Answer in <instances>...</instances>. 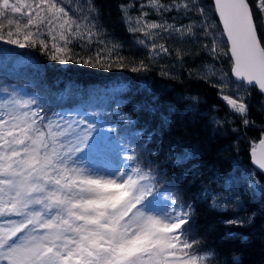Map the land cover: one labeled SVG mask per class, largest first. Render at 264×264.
Wrapping results in <instances>:
<instances>
[{
  "label": "snow or ice",
  "instance_id": "6c2138e0",
  "mask_svg": "<svg viewBox=\"0 0 264 264\" xmlns=\"http://www.w3.org/2000/svg\"><path fill=\"white\" fill-rule=\"evenodd\" d=\"M214 3L230 45L234 77L249 86H258L264 93V42L257 34L252 7L248 0H214ZM147 5L158 13L174 10L198 12L201 16L204 13L196 0L179 3L171 0L168 4L147 0ZM135 6H120L126 23L130 22L128 8ZM145 6L139 4L141 11L135 26L129 27L130 32L143 33L149 39L160 33L195 35L191 24L178 27L167 21L145 19L149 14L143 11ZM256 9L264 13V0H258ZM96 13L91 0L72 12L65 6V0H0V41L20 48L39 43L50 60L64 65L71 61L109 70L125 67L123 56H113L123 46L109 47L105 43ZM21 19L26 20L23 25ZM201 27L207 36V27L203 24ZM47 38L54 41L51 46ZM73 41L79 42L81 52L92 49L93 44L99 47L93 50V55L82 56L70 47ZM138 42L144 44L143 40ZM157 50L168 53L162 44L152 43L149 55ZM211 51L215 54V47ZM130 70L147 71V65L140 61ZM226 86L225 83L216 86L218 95L247 125V103L243 97L224 94ZM129 90L127 84L109 90L115 103L103 109V115L115 114L117 123H108L97 115L101 110L91 106L92 93L86 99L82 91L77 92L76 107L47 116L43 114L44 102H38L40 98L34 93L21 99L16 87H5L6 95L0 103V264H197L198 257L186 251L199 244L198 240L189 239V229L185 227L191 219V205L177 204L176 198L169 195L170 189L163 192L155 189L158 182L155 171L142 170L133 162L136 149L157 155L148 145L155 142L159 146L163 137L157 138L152 132L145 142L136 143L147 129L136 130L137 121L120 111L131 102L130 98H116ZM141 108L152 116L159 113L164 124L172 123L171 107L166 114L159 111L155 100L148 105H134V110ZM209 123L213 129L223 125L217 116H209ZM118 125L126 129L119 138ZM101 148L126 162L105 171L111 174L100 175L94 157ZM251 155L254 165L264 171V138L259 141V153L253 145ZM193 156L186 149L183 157L174 159V153H169L168 159L179 163ZM192 175L199 178L203 173L196 170ZM219 179L217 174L214 180L218 183ZM249 180L253 194L264 197V185L254 175ZM202 187L201 195L211 197L213 208H226L240 201L239 193L231 192V180L225 185L227 196L213 193L203 184ZM149 205L152 211L147 210ZM251 220L250 217L248 223ZM223 223L243 225L245 221L237 218ZM177 252H183L184 256H177ZM211 255L218 259L217 254ZM232 264H239L238 257H232Z\"/></svg>",
  "mask_w": 264,
  "mask_h": 264
},
{
  "label": "trees",
  "instance_id": "16d2710c",
  "mask_svg": "<svg viewBox=\"0 0 264 264\" xmlns=\"http://www.w3.org/2000/svg\"><path fill=\"white\" fill-rule=\"evenodd\" d=\"M86 2L71 0L69 3L65 0V6L72 12ZM159 2L168 4L171 0ZM248 2L253 10L259 37L264 42L263 19L256 9L257 0ZM91 3L97 9V26L104 30L105 43L109 47L112 44L123 46L113 56H123L126 66L109 70L71 61L64 65L50 60L39 43L35 47L20 48L0 41V99L3 100L6 95L5 87L14 86L18 89L17 96L22 99L34 93L40 98L38 102H44L43 114L52 116L65 108L76 107L77 92L82 91L86 99L92 93L94 99L91 106L101 110L97 113L99 118L108 123H117L115 114L103 115V109L111 108L115 103L110 89L121 84L129 85L130 90L116 98H130L131 102L120 111L137 121L134 125L136 130L147 129L136 143L145 142L152 132L156 133L157 138L163 137L159 146L155 142L148 145L157 155L136 149L135 157L140 164L149 165L155 171L158 181L155 189L161 192L170 189L169 195L176 198L177 204L181 207L191 205V219L185 227L189 229V239H196L199 244L186 251L198 257L197 264H223L225 261L232 264L233 256L238 257L239 264H264V197L254 195L248 182L250 174H253L264 184V176L251 163L252 147L264 135V96L256 88H246L233 80L228 43L212 0H196L204 10L203 16L198 12L175 10L158 13L147 5V0H91ZM140 3H145L143 11L149 13L145 19L167 21L169 25L178 27L191 24L195 35L189 37L176 32L171 35L160 33L149 39L143 33L130 32L129 27L135 26L141 11L138 7ZM121 5H136L128 8L129 23L125 22ZM20 22L23 25L26 20L21 19ZM202 24L208 29L207 36L203 35ZM147 31L155 33L159 30ZM19 38L23 42V35ZM47 40L49 46L54 43L51 38ZM141 40L144 44L138 42ZM152 43L162 44L168 53H159L157 50L150 56ZM70 47L80 55L88 56L93 55V50L99 45L93 44L92 49L86 52H81L77 41H73ZM213 47L215 54L211 51ZM140 61L147 65V71L132 72L131 67L138 66ZM222 83L227 85L224 94L233 98L243 97L247 103V125L243 123V117L230 111L218 95L216 86ZM8 91L11 92L12 88L9 87ZM193 97L196 99L192 100ZM153 100L159 105L160 112L167 114L169 107L174 109L170 114L172 123L164 124L159 113L152 116L146 108L134 110V105H148ZM209 116L219 117L223 121L222 127L213 129ZM124 131L126 129L118 125V138ZM186 149L194 153L192 159L179 163L169 161V153H174V159H178L183 157ZM143 158L150 163H145ZM196 170L203 175L199 178L193 176ZM217 174L221 177L218 183L214 180ZM165 175L178 183V195L182 201L176 196V185L169 186ZM185 175L186 180L183 179ZM229 180L232 181V194L240 195L239 208L237 211L231 206L213 208L211 197L201 195L204 191L202 184L213 193L227 196L225 185ZM250 217L252 220L248 223ZM237 218L245 223H223ZM212 253L217 254L218 259ZM176 255L183 257L184 253L177 252Z\"/></svg>",
  "mask_w": 264,
  "mask_h": 264
},
{
  "label": "rangeland",
  "instance_id": "374dc122",
  "mask_svg": "<svg viewBox=\"0 0 264 264\" xmlns=\"http://www.w3.org/2000/svg\"><path fill=\"white\" fill-rule=\"evenodd\" d=\"M257 2H258V0H257ZM259 13H260V15H261V17H262V19H263V21H262V25H263V27H264V13H262V12H260L259 10H257ZM20 98V97H19ZM22 99V98H21ZM0 103H3V100L2 99H0ZM55 127V126H54ZM143 160L145 161V163H147V164H149L150 162H149V160H147V159H144L143 158ZM94 162H95V165H96V167H98L99 169H100V175H106V174H111L110 172H105V171H110V170H112V169H114L117 165H120V164H123V163H125L126 161H124V160H122L119 156H117L114 152H105L104 150H103V148H101V150L95 155V157H94ZM143 163H141L140 165H139V167L143 170ZM250 175H253V174H250ZM170 182H172L173 184L172 185H170V183H169V181ZM255 180L256 181H258L256 178H255ZM165 181L168 183V185L169 186H171V187H173L174 185H176L175 186V191H176V196H177V198H178V200H180V201H182V199L179 197V195H178V193H179V187H178V183L175 181V180H170L169 178H168V176L167 175H165ZM248 182H249V184H250V180L248 179ZM261 185H264L262 182H260V181H258ZM218 202L220 203V201L218 200ZM240 204V202L239 203H236V204H230V205H228V206H231V209H234V210H236V209H238L239 208V205ZM147 210L148 211H152L153 210V207L151 206V205H149L148 207H147ZM237 211V210H236ZM178 256V255H177Z\"/></svg>",
  "mask_w": 264,
  "mask_h": 264
},
{
  "label": "water",
  "instance_id": "95a60500",
  "mask_svg": "<svg viewBox=\"0 0 264 264\" xmlns=\"http://www.w3.org/2000/svg\"><path fill=\"white\" fill-rule=\"evenodd\" d=\"M212 2H213L214 7H215L214 0H212ZM215 12H216L217 18H218V20H219L220 26H221V28H222V31H223V33H224L223 25H222V21L220 20V18H219V16H218V13H217V11H216V7H215ZM253 18H254V16H253ZM254 21H255V20H254ZM255 24H256V23H255ZM256 29H257V26H256ZM257 34H258V30H257ZM258 36H259V34H258ZM224 37H225V39H226V41H227V37H226L225 34H224ZM259 38H260V37H259ZM227 43H228V47H229V55H230V45H229V42H228V41H227ZM230 58H231V56H230ZM231 60H232V59H231ZM232 67H233V65H232ZM231 75H232V78H233V80H234L235 82H237V83H239V84H243L246 88H256L257 91H258V93H260L262 96H264V93H261V91L259 90L258 86H256V85H251V86H249V85H247V84L244 83V82L237 81L236 78H235L234 75H233L232 69H231ZM262 138H264V135L261 137V139H262ZM261 139H260V140H261ZM260 140H259V141H260ZM259 141L257 142V145H256V147H257V153H259ZM251 163H252L253 167L255 168V170H257L260 174H262V175L264 176V171L260 170L256 165H254V163H253V158H252V157H251Z\"/></svg>",
  "mask_w": 264,
  "mask_h": 264
},
{
  "label": "bare ground",
  "instance_id": "6f19581e",
  "mask_svg": "<svg viewBox=\"0 0 264 264\" xmlns=\"http://www.w3.org/2000/svg\"><path fill=\"white\" fill-rule=\"evenodd\" d=\"M133 162H134L135 164H137L138 166L140 165V161L138 160L137 157L134 158ZM149 169H151V167H150L149 165H145V166H143V170H149Z\"/></svg>",
  "mask_w": 264,
  "mask_h": 264
}]
</instances>
